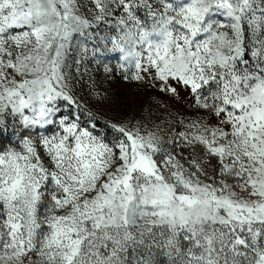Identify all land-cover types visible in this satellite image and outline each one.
Returning a JSON list of instances; mask_svg holds the SVG:
<instances>
[{
  "label": "snow or ice",
  "instance_id": "1",
  "mask_svg": "<svg viewBox=\"0 0 264 264\" xmlns=\"http://www.w3.org/2000/svg\"><path fill=\"white\" fill-rule=\"evenodd\" d=\"M0 264H264V0H0Z\"/></svg>",
  "mask_w": 264,
  "mask_h": 264
},
{
  "label": "rangeland",
  "instance_id": "2",
  "mask_svg": "<svg viewBox=\"0 0 264 264\" xmlns=\"http://www.w3.org/2000/svg\"><path fill=\"white\" fill-rule=\"evenodd\" d=\"M115 63V61H111ZM101 86L108 90L111 103L104 106L101 111L106 117H137L147 115L149 109L155 111L151 97L154 92L139 91L133 85H125L118 80L106 81L102 71L95 73ZM87 97L86 90L82 93Z\"/></svg>",
  "mask_w": 264,
  "mask_h": 264
}]
</instances>
